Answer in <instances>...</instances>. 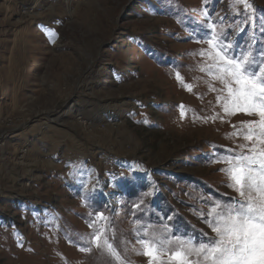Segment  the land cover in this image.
Masks as SVG:
<instances>
[{
    "label": "rangeland",
    "instance_id": "obj_1",
    "mask_svg": "<svg viewBox=\"0 0 264 264\" xmlns=\"http://www.w3.org/2000/svg\"><path fill=\"white\" fill-rule=\"evenodd\" d=\"M249 2L245 19L236 0H0V264H115L79 250L97 212L125 264H148L137 217L214 237L208 201L237 196L217 161L256 117L222 111L200 52L221 18L264 52Z\"/></svg>",
    "mask_w": 264,
    "mask_h": 264
},
{
    "label": "snow or ice",
    "instance_id": "obj_2",
    "mask_svg": "<svg viewBox=\"0 0 264 264\" xmlns=\"http://www.w3.org/2000/svg\"><path fill=\"white\" fill-rule=\"evenodd\" d=\"M236 2L244 6V13L238 15L250 19L249 10L253 5L249 0ZM210 15L205 11L206 20ZM223 19L209 21V30L203 36L208 49L200 55L206 56L210 63L201 71H207L222 84L223 95L217 100L226 115L243 113L256 117L242 121L234 133L248 143L239 145L240 151L228 149L217 161L226 164L221 171L227 174V186L237 196L230 201H208L211 206L204 219L215 235L206 240L175 231L167 223H162L157 231L153 223L137 217L133 231L141 246L138 254L147 257L148 264H264V52L252 45L236 51L238 45L229 40V33L216 27ZM177 79H180L179 73ZM180 107L183 118L184 109ZM141 204L133 207L139 210ZM110 225L109 218L97 212L89 223L93 231L79 238V250L89 253L94 247L103 250L115 264H125L108 235L112 231Z\"/></svg>",
    "mask_w": 264,
    "mask_h": 264
}]
</instances>
